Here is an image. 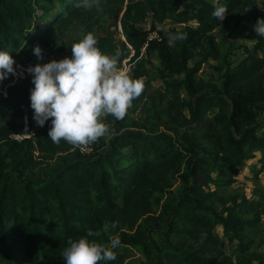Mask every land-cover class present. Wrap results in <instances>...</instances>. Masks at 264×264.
Segmentation results:
<instances>
[{"label": "trees", "instance_id": "16d2710c", "mask_svg": "<svg viewBox=\"0 0 264 264\" xmlns=\"http://www.w3.org/2000/svg\"><path fill=\"white\" fill-rule=\"evenodd\" d=\"M78 2L0 0V50L19 59L56 39L72 20L124 4L102 0L99 10L86 11ZM217 2L227 5L223 21L212 16ZM252 3L127 2L121 29L134 52L130 62L140 67L132 78L147 76L143 49L147 57L156 52L161 65L167 116L161 132L127 129L128 109L121 120L108 116L112 129L88 145L92 154H82L80 146L48 139L49 123L36 125L30 99L17 109L18 121L0 127V264H65L68 239L89 229L100 233L89 239L105 245L119 235L117 259L109 264H125L122 252L135 248L144 259L134 264H264V192L249 201L229 190L256 153L264 164V57L248 55L237 67L228 66L219 87L199 76L219 55L212 33L220 26L224 33L247 32L264 56V36L253 31L257 19H264V0L249 10ZM166 22L184 27L161 32ZM176 32L187 38L169 47L168 34ZM153 33L158 38L150 39ZM98 41L103 54L114 53L109 39ZM143 85L132 105L148 96ZM14 135L27 138L17 141ZM54 160L59 165L48 178L27 179L42 161ZM112 222L117 227L106 231Z\"/></svg>", "mask_w": 264, "mask_h": 264}, {"label": "clouds", "instance_id": "9594fccd", "mask_svg": "<svg viewBox=\"0 0 264 264\" xmlns=\"http://www.w3.org/2000/svg\"><path fill=\"white\" fill-rule=\"evenodd\" d=\"M102 0H79L78 8L86 11L100 9ZM227 5L217 2L212 16L223 21ZM253 31L264 36V19H257ZM187 38L185 33H169L168 46L173 47ZM95 34L88 32L71 46V55L61 60L29 66L31 77L30 107L32 119L39 127L49 123L48 139L59 144L61 140L73 146H87L110 131L104 117L116 120L125 117L127 110L143 91V80L132 78L119 67V53L106 55L98 48ZM38 60L43 59L39 45L32 49ZM11 53L0 50V81L16 76ZM116 222L105 226L115 229ZM99 232L91 229L79 239H68L62 252L65 264H109L117 259L115 250L121 246L119 235L110 236L107 245L90 237Z\"/></svg>", "mask_w": 264, "mask_h": 264}, {"label": "rangeland", "instance_id": "374dc122", "mask_svg": "<svg viewBox=\"0 0 264 264\" xmlns=\"http://www.w3.org/2000/svg\"><path fill=\"white\" fill-rule=\"evenodd\" d=\"M130 1H143L146 0H124V4L120 7L110 5L102 9L98 14V17H92V19H75L70 22L69 25L60 30L56 39L46 43L43 50V59L38 60L33 52L28 55H19V59H14L17 75L9 76L7 79L0 81V127L9 123L17 122V109L25 106L29 100L30 89L33 87L31 84V77L26 72L29 66H35L37 64H44L51 60H61L71 55V46L73 43L78 42L85 34L92 32L99 40L101 38L109 39L115 49L114 53L109 55H115L119 53V67L125 70L132 77L133 71L139 70L138 63H131V57L134 55L133 50L125 41L121 29V20L125 14V6ZM213 1V0H209ZM252 4L249 6V10L258 9L261 6L262 0H252ZM192 27H195V23H190ZM38 29L42 28L41 23L37 26ZM145 29L149 27L143 26ZM184 25L172 24L169 22L164 23L161 28V32H169L172 30L181 31ZM220 26L216 31L212 33L219 47V55L216 58L208 60L203 65L202 70L199 72V76L211 85L219 87L221 84V77L225 73L228 66L231 68L237 67L248 55L257 54L260 58H263V54L256 51L255 45L247 38V32L242 35H235L228 32H223ZM158 38L157 33L150 34L149 38ZM142 50L141 58L144 61V68L147 76L141 78L143 84L147 85L148 96L144 97L140 103L134 104L129 108L128 119L129 124L127 129L134 130L136 128H143L146 130H153L154 132H161L162 122L161 119H166V114L163 113L165 104V98L162 94L163 85L159 78V71L161 70L160 62L157 58L156 52L152 51L150 57H147ZM130 54V55H129ZM121 57L126 59L123 60ZM186 98L185 93L182 94ZM184 115L187 116V112L184 111ZM109 129H112V122L108 121V116L103 118ZM113 135H109L105 138L107 144ZM90 153H93V148L89 146ZM104 149L102 150V152ZM89 153V154H90ZM126 153V151H123ZM38 155H36L37 157ZM262 156L256 153L254 159L247 163L244 171L234 178V183L229 187V190L238 191L245 195L249 201H257L258 198L255 195L256 191L264 192V164L261 162ZM59 165V160L50 162L42 161L41 165L37 166L31 175L27 177L30 179H45L48 178L52 171ZM177 188V187H176ZM175 189V188H174ZM213 189V187L211 188ZM262 229H264V216L262 217ZM220 233V232H219ZM264 254V248L260 250ZM125 257V264L139 263L143 260V256L138 249H132L122 252ZM24 260H22V263ZM25 264V262L23 263Z\"/></svg>", "mask_w": 264, "mask_h": 264}, {"label": "built area", "instance_id": "2783aa9c", "mask_svg": "<svg viewBox=\"0 0 264 264\" xmlns=\"http://www.w3.org/2000/svg\"><path fill=\"white\" fill-rule=\"evenodd\" d=\"M153 38V37H152ZM152 38H150V39H152ZM29 137V136H28ZM12 138L14 139V140H17V141H20V140H22V139H24V138H27V137H25V136H19V135H14V136H12ZM79 150H80V152L82 153V154H89L90 153V149H89V146L87 145V146H80L79 147Z\"/></svg>", "mask_w": 264, "mask_h": 264}]
</instances>
